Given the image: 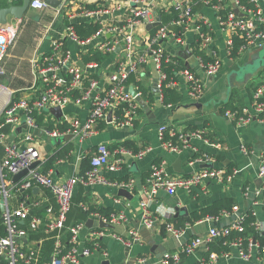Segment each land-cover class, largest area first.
Returning a JSON list of instances; mask_svg holds the SVG:
<instances>
[{"label":"crops","instance_id":"crops-1","mask_svg":"<svg viewBox=\"0 0 264 264\" xmlns=\"http://www.w3.org/2000/svg\"><path fill=\"white\" fill-rule=\"evenodd\" d=\"M13 1L17 2V0ZM95 1L97 0H75L71 3L67 2L66 6L69 10H72L80 6L81 3L86 4ZM100 1L105 5L103 1L106 2V0ZM108 3L110 4V2H106V5ZM52 9L49 7L39 10L28 8L22 20H14L8 17L7 23L17 25L19 29L22 24V28L19 30L17 40L9 48L3 60L6 74L0 76L3 78V84L0 82V85L6 87V90L0 89V115L9 97V91L13 94V91L7 88V84L12 88L23 86L18 89L21 95L20 98L31 99L38 94V90H36L39 86L37 59L41 53L50 50L52 39L64 33V27L68 22L64 12L59 10L56 13ZM192 10L196 16L204 20L205 25L210 29L212 40L209 46L205 48L207 51L216 48L217 54L222 60L221 68L217 73L207 74L199 66L198 56L193 54L191 48L196 41L197 31L194 28L180 30L179 26L174 23L175 11L172 9L171 0H153L150 4L149 17L141 24L136 25L134 32L137 44L140 43V45L146 46L148 38L155 34L160 27H164L166 36L161 40V47L166 53L179 56L185 67L201 79L203 91L199 97L192 98L188 95L185 81L178 74V90L181 99L175 105H165L161 101L156 88L158 70L152 62H149L139 67L138 70L131 72L126 81L128 90L131 85L135 90L137 89L135 82H141L145 90V94L142 96L141 93L137 92L145 106H142L141 101H137L139 108L133 126L116 127L106 122L96 134L83 140L71 135H66L68 138L66 136L53 138L42 132H34V142L41 158L38 166L43 170L48 158L52 157V164L45 172L49 173L58 182H62L71 176L82 175L80 173L81 159L87 154L92 155L98 144L103 143L110 148V146H118L121 142L131 140L136 145L146 146L141 149L144 153L139 157L124 155L123 164L119 170H100V173L111 181L131 182L130 188L105 184L89 186L82 183L75 186L72 202L78 200V206H81L82 201H93L96 206L111 210L110 214L123 211L127 217L126 222L114 224L111 229L104 228L101 231L98 237L100 248L93 249L86 256H81V264H117L120 262L135 264L140 259H145L142 262L143 264H159L165 254L178 251L192 238L206 237L212 227L223 229L232 226L240 216L250 209L253 210L257 218V227L264 231V204L262 194H259L262 181L259 187L256 186V180L259 178L258 166L261 154L264 152V121L255 117L245 124H239L224 114L232 108L240 109V111L246 109L252 115L255 114L252 107L253 90L264 82V67L250 74H247L246 71L242 72L241 69L246 68L244 66L250 64L257 56V49H248L237 58L227 56L226 39L228 31L221 29L219 26L217 11L211 5L205 3L204 0H193ZM45 17L51 18L50 23L41 27L43 29H36L30 38L25 37L24 40L22 35L25 29H31L32 24L37 27V24L42 23ZM127 17L128 8L126 5L121 4L118 9L101 14L100 17L76 18L74 21L98 20L100 25L103 26L109 22L125 24ZM113 35L105 33L91 39L86 45L67 39L66 44L71 54L70 62L83 68L90 61L82 62V55L89 50H96L98 42L110 39ZM186 48L190 53L187 58H184L181 52ZM200 48L202 49L201 46ZM121 54L120 49L116 50L113 53H108L103 62H98L100 64L99 74H95L99 86H106L104 73H110L115 69ZM56 76L67 79V72L65 69L58 70ZM33 79L35 85H31ZM89 109V101L79 104L70 102L62 109L61 120H57L49 112L51 116H45L44 125H47V122H45L47 120L51 121L52 125L65 124L66 126L64 120L68 116H74L84 121L88 117ZM161 124H165L169 129L176 132H182L185 129L201 131L203 133L202 138L195 137L191 139L193 146L210 158V162L213 163L212 168H221L224 171L231 170V172L226 175L224 182H209L205 193L198 188L193 189L192 192L182 190L173 193H167L163 190L156 191L148 209L150 214L159 220L153 226L148 227L140 219L142 212L140 202L144 198L146 177L150 166L154 163L163 162V166L169 174L180 176L198 171L202 168L201 164H203L190 163V151L173 153L163 148L158 137V127ZM26 131L27 127L21 119L18 123L11 125L8 135L4 133L3 135L4 138H9L10 141H19ZM67 144L72 146L68 154L64 157L55 156V152ZM243 145L249 150L248 154L243 152ZM110 149L113 150L114 148ZM178 158L181 159L182 172H176L172 167L174 161ZM6 179L14 183L12 175L6 174ZM33 187L31 188L32 194L28 196V199H30L28 200V206L30 214L40 216L37 213L39 209L45 210L48 205L55 207L56 202L49 189L38 187L37 190H33ZM120 189L127 190L128 194L123 195L120 193ZM222 199L232 200L235 208L230 212L223 211L220 215L213 216L212 220H206V217L209 216H205L192 224L186 222L181 227L183 233L180 236H174L167 231L166 222L176 226L180 219L188 217L192 212L206 207L215 200ZM34 200H39L40 203L34 205ZM257 201L260 202L257 203ZM13 203L14 200H11V204ZM72 206H74L70 213L72 219H79L80 212L77 205ZM176 207H183L185 211L175 216ZM87 219H90L89 215L82 221L83 228L77 238L79 248L86 247L87 241L91 238L92 228H94L86 226ZM20 224L24 223L21 222ZM131 229L138 232L139 241L129 246L112 235L114 233L124 237ZM27 232L26 246L37 248L41 255L43 242L49 240V237L45 235L43 230L35 232L27 230ZM205 249L206 247L202 245L192 253L183 255L179 261L172 264H204ZM103 252H106V255ZM210 262L211 264H264V251L260 254L253 251L250 258L244 260L241 258L238 248L231 246L228 253L215 257Z\"/></svg>","mask_w":264,"mask_h":264},{"label":"built area","instance_id":"built-area-1","mask_svg":"<svg viewBox=\"0 0 264 264\" xmlns=\"http://www.w3.org/2000/svg\"><path fill=\"white\" fill-rule=\"evenodd\" d=\"M193 0H171L172 9L177 13V18L174 23L182 28H194L199 37L202 39L200 46L208 47L211 40L210 29L205 25L201 17L195 15L192 10ZM205 3L211 5L217 11V20L221 29L228 31L226 39V53H230L233 36L237 35L244 39L245 44L240 46L239 55L248 49H258L264 45V0H248L252 6H247L241 0H229V4H221L224 0H204ZM108 5L101 8L88 10L78 6L75 9L69 10L67 3H62L59 7L52 9L65 13L68 22L64 27V33L53 38L51 48L48 52L41 53L37 59V73L39 74V86L36 88L38 94L34 98H19L13 99L12 92L9 91V97L6 100L5 106L0 115L2 119L1 125L9 123L14 125L21 119L27 127V131L23 134L19 141H10L3 144L4 135L0 133V145H3L4 156L0 158V264H37L39 261V251L37 248L26 246L28 232L25 228L19 226L21 222H26V225L32 229H41L45 235L53 238L54 247L51 259L48 264H81V256H86L93 249L100 248V242L94 241L93 247L79 248L77 238L80 230L83 228V222H78L68 227L70 233V247L64 248L62 243V235L65 229L67 215L72 206V196L75 186L78 183L84 185L105 184L114 185L117 187H131V182H117L107 179L100 170L117 171L123 164V156H141L144 151L133 153L130 149L123 146H117L111 150L106 144H98L96 151L91 155L90 169L82 175H75L65 179L62 182L55 181L52 176L44 172L40 166L28 170L27 174L16 183H12L6 179V174L13 175L28 166L34 161L41 160L40 154L37 151L34 139V132H42L48 137L58 138L66 135H71L77 139H86L98 132L97 124L100 121H106L108 113H111L110 120L106 121L116 127L133 126V120L137 115L139 104L135 97L129 92L126 81L131 72L138 70L141 65H146L152 62L158 70V79L156 88L160 99L162 98L161 88L162 81L166 78L165 74L160 70V62L163 54L161 40L166 36L164 27H160L155 34L148 38L147 45L137 44L135 39L134 27L141 24L150 14V4L153 0H106ZM121 4L128 8V17L125 24L109 22L101 25L97 31L90 37L80 38L72 25L76 18H96L101 14L108 13L111 10L118 9ZM221 6L227 9L224 15L219 13ZM29 8L45 9L48 8L44 0H30ZM237 8L240 14H237L234 9ZM200 20V24L194 22ZM18 26L15 24L5 23L0 24V61L6 53L7 48L11 45L17 33ZM105 33L114 34L110 39H104L96 44V48L103 52L113 53L120 48L122 51L121 57L115 69L110 73H104L106 86H99L98 78H89L87 86L84 85L86 75L96 73L100 64L96 61L86 63L83 68L70 62V50L64 48V43L67 39L73 40L81 45H86L91 39L104 35ZM196 33V34H197ZM198 64L201 69L207 74L217 73L222 65L221 59L204 62L198 57ZM65 69L67 79H61L56 76L58 70ZM3 69L0 65V74ZM185 81L188 95L192 98H197L203 91L201 79L189 69H183L178 73ZM166 84L171 87L178 88L177 79H169ZM35 85V83L33 84ZM0 89L6 87L0 85ZM78 91L79 95L74 96V92ZM138 95V93H137ZM84 101L90 102L88 117L81 121L78 118L65 117L66 126L60 128L58 125L39 124L36 115L42 112H47L49 107L59 106L63 109L70 102L81 103ZM125 103L127 108L118 116L115 112L118 105ZM253 110L252 115L246 109L238 112L237 110L226 111V117L235 120L239 124H245L251 118L257 117L264 121V82L256 86L253 90ZM61 120V119H60ZM46 122V120H45ZM165 124L158 127V137L161 146L169 152L180 153L182 151H190L191 154L199 153L198 149L193 146L191 139L197 137L202 138V132H176L169 129L171 135L177 134L178 144H172L168 141H163V134L166 129ZM242 150L248 154L249 150L243 145ZM113 156V157H112ZM210 162V158L203 154L198 156L190 163H206ZM258 177L261 178V186L259 194H262L264 204V152L261 154L260 164L258 166ZM226 180L225 171L221 168L202 167L198 171L191 172L188 175H171L165 170L163 162L154 163L150 166L146 177V188L144 190V198L140 202L141 221L148 227L153 226L159 219L150 214L148 209L149 203L153 200L154 194L158 190L166 191L167 193L177 192L182 190L192 192L198 188L201 192L207 191L209 182H224ZM33 186L49 189L56 206L48 205L45 208L47 221L39 216L30 214L29 206L25 200H14L11 204L10 198L12 191L30 190ZM260 201H257L259 203ZM39 200H34L33 204L38 205ZM90 203V204H89ZM255 203V204H257ZM88 205H95L92 201H87L82 204L84 210H88ZM4 206V209H1ZM235 206H233V209ZM89 218L94 220H102L112 225L124 223L127 217L123 211L104 216L98 211H89ZM240 216L235 224L223 229L210 228L208 234L204 238L195 237L184 244L178 251L165 254L159 264H172L181 259L183 255L192 253L196 248L206 245L214 238L222 237L230 232L232 228H239L240 222L243 219ZM214 217H206V220H212ZM166 229L174 236H180L183 229L175 228L172 223L166 222ZM101 228H92L90 236L92 239L98 238L101 234ZM123 244L129 246L139 241L138 232L134 229L129 230L124 237L118 234H112ZM232 246L237 247L242 259L250 258L253 251H257V244H252L247 250L241 249V243L234 241ZM261 251H264V246H261ZM106 255V252H103ZM215 254L210 255L213 260ZM145 259H140L138 263ZM117 264H127L120 262Z\"/></svg>","mask_w":264,"mask_h":264},{"label":"trees","instance_id":"trees-1","mask_svg":"<svg viewBox=\"0 0 264 264\" xmlns=\"http://www.w3.org/2000/svg\"><path fill=\"white\" fill-rule=\"evenodd\" d=\"M17 1H19V0H17ZM241 2L247 6H252L248 0H241ZM103 3H105V5H106L105 1H103ZM221 4H224V5L229 4V0H224L223 2H221ZM105 5H103L100 0H97L93 3H86V4L81 3L80 4L81 8L88 9V10L98 9V8H101L102 6H105ZM226 11H227V9H225L221 6L219 13L221 15H224L226 13ZM177 17H178L177 13L175 12L174 13V19H176ZM50 21H51V18L45 17L42 23L37 24L38 28L35 27L34 24H32L31 29H25V31L22 35V38L24 40H25V37L30 38L35 33L36 29L39 30L41 27L49 24ZM200 22H201L200 20H197L194 22V25L200 24ZM72 25H73L74 30L77 33V35L83 39L90 37L101 26L100 23L98 22V20H92V21L83 20L80 22L73 20ZM21 28H22V24L20 26V29L18 26L16 36H15L14 40L12 41L11 45L7 48L5 55L7 54V51L9 50V48H11V46L17 40L18 35H19V30H21ZM179 28H180V30L183 29L182 27H179ZM41 29H43V28H41ZM201 41H202V39L199 37V34L197 33L196 34V41L191 46L193 54L200 57V59H202L204 62L213 61L214 59H221L219 57V55L217 54L216 48H212L213 49L212 51H207L206 48L201 49L200 48ZM243 44H245L244 39L240 38L237 35L233 36L232 45L230 47V53L227 56H229L231 58H237L239 56V48ZM63 46L66 49V47H67L66 41H65ZM108 53L109 52H103V51H100L98 49L89 50L88 52H86L85 54L82 55L81 59H82V62L96 61V62L100 63V62H103L107 58ZM5 55L3 56L2 60L0 61V65H1V67H3L2 69H4L3 60H4ZM142 66H144V65H141L140 67H142ZM183 69H188V68L185 67V64L179 58V56L170 55L163 50V54H162V58H161V62H160V70H161V72H163L165 74L166 78L162 81V88H161L162 98H161V101L165 105H175L180 101L181 94H180L178 88L168 86L166 84V82L169 79H177L178 73ZM4 73L6 74L5 69L3 70V73L0 74V76H2ZM93 77L97 78L95 73L86 75V77L84 79V85L87 86L88 79L93 78ZM2 79L3 78L0 79L1 83H2ZM34 83L35 82L33 79L31 85H33ZM135 85H137L136 90H137V92L141 93V96L143 94H145V90H144L141 82L140 83L135 82ZM6 86H7V88H9L10 90L13 91V94H12L13 99H19L21 97L20 91L18 89H21L23 86H20L19 88H12L8 84ZM77 95H79V93H78V91H75L74 96H77ZM33 96H35V95H33ZM125 108H127V105L125 103L120 104V105H118L115 112L118 114V116H120L123 113V111L125 110ZM230 110H232V111L237 110L238 112H240V109L232 108ZM137 112H138V110H137ZM46 115L51 116V114H49L48 111L42 112L41 114L36 115L37 122L39 124H44V118ZM2 121L3 120L0 119V124L2 123ZM134 121L135 120H133V124L135 123ZM46 122H47V125L49 127L52 126L51 121L46 120ZM105 124H106V121H100L97 124V129L98 130L101 129L102 126H104ZM59 126H60V128H64L65 124H62ZM10 128H11V125L9 123H5V124H3L0 132L8 135ZM189 131H191V130L185 129L182 132H189ZM192 131H197V130H192ZM163 141H168L172 144H178L179 143L177 134L171 135L169 133V127L168 126L166 127V129L164 131ZM9 142H10L9 138H4L3 144L9 143ZM118 146H123L125 148H128L133 153H136V152H138L141 149L146 147L145 145H136L131 140H126L124 142H121ZM71 147H72L71 144H67L66 146H64L63 148H61L57 152H55V156H58V157L66 156ZM116 147H117V145L110 146V148H116ZM202 155H203V153H201V152L196 153V154H191L189 159L193 160L196 157L202 156ZM2 156H3V145H0V158L1 159L3 158ZM90 159H91V154H87L81 159V161H80V173L81 174H84L85 171L90 169ZM52 160H53L52 157L48 158L46 165L43 168L44 172L47 170V168L50 167V165L52 164ZM230 172H231V170L225 171V176L227 174H229ZM31 194H32L31 189L27 190V191H23V190L12 191V197L10 198V200H25L26 203L28 204V200H30V199H28V196H30ZM77 203H78V200L72 202V205H77V209L80 212L79 219L78 218L72 219V216L70 215V213H71L72 209L74 208V206H71V209L67 215V219L65 222V229L63 231L64 235H62V243H63V246L65 249L70 247V245H71L69 242L70 233L68 231V227L70 225L76 224L78 222H82L84 219H86L88 217L89 211H98L99 213H101L107 217L110 216V213H111V210L100 208L96 205H88V210L87 209L84 210L82 204H84L85 201H82L80 203L81 206H78ZM233 206H234V203L230 199L215 200V201L211 202L210 204H208L206 207H204L198 211L192 212L188 217H185L184 219H180L176 226H174L173 224L172 225L175 228L182 229L181 227H183L186 222L188 224H192L193 222H195L201 218H204L205 216H218L223 211L230 212L233 209ZM0 212H1V210H0ZM37 213L41 216L43 221H45V222L47 221L46 212L44 209H39L37 211ZM0 221H1V214H0ZM19 226H21V227H23L26 230H29L31 232L42 231V228L41 229L29 228L26 225V222H24V224H19ZM240 227H241V229L232 228L228 234L208 242L205 245L206 249H205V253L203 256V263L204 264H211L210 255H212V254H215L216 257H218L221 255H224L225 253H228L231 250V246H232L231 243H233L234 241H238L241 243L240 247L242 250H247L248 247L251 245V243L257 244L258 245V247H256L257 253H259V254L262 253L261 246H264V231H261V229H259L257 227V218L254 215L253 210L250 209L247 212H245L243 219L240 222ZM33 236H37V235H33ZM95 240L100 242L99 238L92 239V237H91L87 241L86 246L89 248H92ZM53 247H54V241H53V238L50 236L49 240L43 242V246H42L43 250L41 252V255L39 254V261L37 264H48L49 263V261L51 259Z\"/></svg>","mask_w":264,"mask_h":264},{"label":"water","instance_id":"water-1","mask_svg":"<svg viewBox=\"0 0 264 264\" xmlns=\"http://www.w3.org/2000/svg\"><path fill=\"white\" fill-rule=\"evenodd\" d=\"M75 0H44V2L47 4L49 8H57L59 7L62 3H71L74 2ZM29 3L30 0H19L17 2H14L13 0H0V24H5L8 21V17L13 18L14 20H22L24 14L27 12L29 8ZM234 11L237 14H240L237 8L234 9ZM120 48L118 47L117 50ZM257 56L253 59V61L244 66L246 68H242V72H247V74L253 73L257 71L259 68L264 67V45L261 48H258L257 50ZM184 58H187V55H189V51L186 48L183 52ZM246 69V70H245ZM129 92L133 97L136 98L138 102L141 101L142 106H145V103L142 102L141 97L137 95V91L133 88V86H129ZM48 112H50L52 115L56 117L57 120H60L62 115H63V110L59 106H52L48 108ZM111 113H108L107 115V120H110ZM67 137V136H66ZM68 138V137H67ZM181 159L178 158L174 161L172 167L173 170L176 172H182V168L180 167ZM39 164V160L34 161L30 166L27 168L15 173L12 175V180L14 183L18 182L20 179H22L28 172L29 169L34 168L36 165ZM201 167H213L212 162H206L201 164ZM261 183V178H258L256 180V186L259 187ZM38 186L33 187V190H37ZM120 193L128 194L127 190L125 189H120ZM1 209H4V206H1ZM176 213L175 216L178 215V213L184 212L185 209L183 207L180 208H175ZM86 226H92L94 228H109L111 229L113 227L112 224L108 222H103L102 220H94V219H87L86 221Z\"/></svg>","mask_w":264,"mask_h":264},{"label":"rangeland","instance_id":"rangeland-1","mask_svg":"<svg viewBox=\"0 0 264 264\" xmlns=\"http://www.w3.org/2000/svg\"><path fill=\"white\" fill-rule=\"evenodd\" d=\"M138 96H139V94H138ZM140 97V96H139ZM135 100H136V98H135ZM137 101V100H136Z\"/></svg>","mask_w":264,"mask_h":264}]
</instances>
